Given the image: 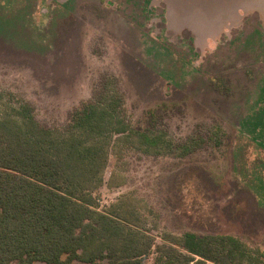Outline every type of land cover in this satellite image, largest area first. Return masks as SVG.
<instances>
[{"label": "rangeland", "instance_id": "1", "mask_svg": "<svg viewBox=\"0 0 264 264\" xmlns=\"http://www.w3.org/2000/svg\"><path fill=\"white\" fill-rule=\"evenodd\" d=\"M263 10L264 0H0V92L64 130L110 85L134 129L201 139L185 157L113 140L100 210L155 244L220 234L264 252Z\"/></svg>", "mask_w": 264, "mask_h": 264}, {"label": "trees", "instance_id": "2", "mask_svg": "<svg viewBox=\"0 0 264 264\" xmlns=\"http://www.w3.org/2000/svg\"><path fill=\"white\" fill-rule=\"evenodd\" d=\"M0 102V264H147L151 254L150 264H264V252L231 235L163 233L155 244L120 214L100 210L94 193L113 140L144 155L185 157L201 139L134 129L110 85L64 130L41 127L12 93L0 92Z\"/></svg>", "mask_w": 264, "mask_h": 264}, {"label": "crops", "instance_id": "3", "mask_svg": "<svg viewBox=\"0 0 264 264\" xmlns=\"http://www.w3.org/2000/svg\"><path fill=\"white\" fill-rule=\"evenodd\" d=\"M251 1H252V0H251ZM250 9H251V10L253 9V8H252V5H251V8H250ZM261 12H262V11H261ZM263 12H264V10H263Z\"/></svg>", "mask_w": 264, "mask_h": 264}]
</instances>
